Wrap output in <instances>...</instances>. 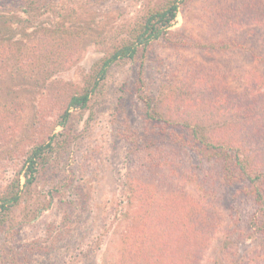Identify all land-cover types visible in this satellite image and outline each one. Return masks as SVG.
<instances>
[{"label":"rangeland","instance_id":"obj_1","mask_svg":"<svg viewBox=\"0 0 264 264\" xmlns=\"http://www.w3.org/2000/svg\"><path fill=\"white\" fill-rule=\"evenodd\" d=\"M166 2L0 0V203L20 179L0 210V264H135L148 241L150 257L165 246L178 262L264 264V0H180L168 30L55 125ZM37 113L45 125L28 135ZM47 137L24 185L23 160Z\"/></svg>","mask_w":264,"mask_h":264},{"label":"trees","instance_id":"obj_2","mask_svg":"<svg viewBox=\"0 0 264 264\" xmlns=\"http://www.w3.org/2000/svg\"><path fill=\"white\" fill-rule=\"evenodd\" d=\"M179 1L180 0H167V2L161 8L147 10L140 17L137 23L132 27L129 40L122 45L114 47L112 51L107 56L102 58L99 64H96L95 68L92 69V71L90 72V76L86 79L87 86L80 91H73L68 96L64 103V106L60 109L59 113H57L58 115L55 125L65 127L70 119V112L72 109H84L88 106V102L91 96L97 89L100 81L104 79L108 67L113 62H117L118 60L125 58L134 59V57L140 54L141 51H144V48L147 44H149L152 40L157 39L160 35L164 34V32L168 30L171 22L176 16L179 8ZM55 34L56 33L53 32L54 36ZM57 39V37L53 38V40L55 41L54 44H56V42L58 41ZM54 44L52 47L48 48V58L52 57L51 60L57 55L56 47ZM67 46H69L68 49L71 48V44H67ZM40 63L44 64L43 61H40ZM42 111L45 112L44 109H42ZM15 114L18 115L17 111H11V109H7L3 112V116L1 119L10 117L12 118ZM149 116L151 118H156L154 115L149 114ZM45 119L46 115L44 113L35 114L34 121L30 127V129L33 127L34 130L28 132L27 134L30 135V133H32L33 131H38L41 126L45 125ZM193 136L194 134H192V137ZM47 140L50 141L32 145L27 152V155L23 160V172L21 173L25 178L24 185L32 182V178H34V174L37 172L38 165L40 164L41 159H43V153L46 149L51 148L52 140L50 137H47ZM254 178H258V180L262 182L259 179L260 177L256 176ZM254 178L252 179V181H254ZM19 180L20 179L18 178L15 181V185L10 186L11 193H9V196L2 199L3 201L0 203V210L5 208V204H13L14 202L18 201L20 191ZM260 195L261 197H263L262 194ZM176 212L177 211L172 208V210L168 211L166 216H164V218L169 219V226L171 227L172 224L177 226L176 221L179 215ZM183 230L186 231L189 236H193L195 233V230H191L190 228H184ZM136 239H138V236L136 237ZM141 240H139V245H135L136 249L138 246H140V243L143 242ZM142 244H146L144 250H141L142 248L137 249V251L134 250L135 264H191V262L195 261V257L186 256V260L180 258L178 262V259H172L175 256L174 254L176 253V250L174 249L173 251H166L167 248L165 246L161 249L153 248L151 250L152 255L150 257L149 250H146L149 249V241ZM181 247L185 246L181 244ZM162 251L166 252L159 254Z\"/></svg>","mask_w":264,"mask_h":264}]
</instances>
